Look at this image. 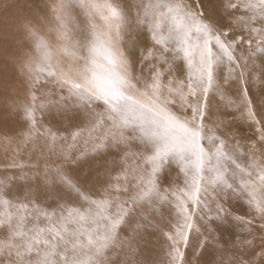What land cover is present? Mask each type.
I'll use <instances>...</instances> for the list:
<instances>
[{
    "label": "snow or ice",
    "instance_id": "1",
    "mask_svg": "<svg viewBox=\"0 0 264 264\" xmlns=\"http://www.w3.org/2000/svg\"><path fill=\"white\" fill-rule=\"evenodd\" d=\"M36 19L43 30L32 19L20 25L28 99L6 107L28 121L23 148L45 137L60 163L21 177L22 198L0 183V264H155L146 250L156 232L166 238L167 264H186L190 236L199 237L197 258L209 244L223 250L230 220L249 235L245 245L259 238L264 246V148L245 152L205 123L209 94L224 99L222 84L238 80L240 98L229 103L262 124L247 77L258 66L253 82L264 84V0H51ZM41 77L54 93L38 94ZM38 110L67 127L40 124ZM110 153L123 163L115 175ZM233 202L252 215L235 214ZM260 257L264 247L237 264Z\"/></svg>",
    "mask_w": 264,
    "mask_h": 264
},
{
    "label": "rangeland",
    "instance_id": "2",
    "mask_svg": "<svg viewBox=\"0 0 264 264\" xmlns=\"http://www.w3.org/2000/svg\"><path fill=\"white\" fill-rule=\"evenodd\" d=\"M211 2L215 3L216 0H211ZM49 38L54 41L55 35H51ZM255 68L256 69H254V67H250L249 76L247 77L248 88L253 101V106L257 112V117L262 120V124L259 126L256 125L244 115V109L242 107L237 110L234 103H229V98H231L232 101H238L240 98L241 84L238 80H230V83L228 82L226 85L222 84V91L225 97L224 99H221L220 93L216 91L209 94L208 114L205 120V123L214 131L228 138L230 144L239 140L241 145L244 146L243 151L245 152H249L253 145H255L257 149L264 148V144L260 141L261 132L257 130L258 128H264V84L253 82L252 75L261 72L260 67L257 66ZM147 69L148 64H145L143 66V75L145 77L149 75ZM135 70L138 74L141 72V66L139 63L135 65ZM180 75L183 77L182 72H180ZM220 78L222 81L223 71L220 73ZM261 79H264V76H261ZM165 80H167V76H165ZM41 86L42 87L39 88L40 92L51 90L54 93L56 91L53 84L47 87L43 85ZM53 98H55V96H53ZM177 110L179 109L177 108ZM37 113L42 115L39 110ZM188 114L190 115V112ZM49 115V113H43V119L45 122L48 120ZM221 121L224 122V125L217 127ZM25 123L29 125L28 122ZM7 124V117H3L2 125H0V183L8 186L10 197L19 195L22 198L23 193H17V188L22 183L21 177L36 175L39 170L44 169L45 164L52 166L60 163V160L58 156L52 158L53 154L50 152L51 145L44 143L45 137L34 135L28 141V147L26 149L23 148V142L21 140V143L17 145V140L19 138L22 139V135L27 133L29 128L26 130H11L8 128ZM62 124L65 127V123ZM52 130L56 131L59 129L53 127ZM41 131H43V128H41ZM18 146H20L19 153L17 152ZM83 147L82 143L78 146L79 149H82ZM79 149L73 150V156L77 154ZM242 159L243 162H248L247 156H244ZM14 162L17 165L23 163L24 168L21 169L20 167H12L11 165ZM81 167H83V165ZM172 176L175 179L176 173L174 172ZM181 180L182 177L176 179V182L180 183ZM36 182L39 183L38 176ZM229 206L237 215L244 216L246 218L252 215L247 206L242 205V203L233 202ZM168 219H170V217H168L167 213H165V222H163L165 224L163 225V223L160 222L162 228L167 229ZM41 223L43 224L44 222L41 221ZM256 223L258 226L259 221H256ZM242 228V225L235 224L230 220L229 231L224 234V240L227 241V243L224 245L223 250L213 244H209L204 248L202 255L198 258L195 257V250L197 248L199 237L193 233L190 236L189 247L185 252L186 264H192L194 258L198 260V264H237V261L241 259L252 260L261 252L262 247L264 246L260 244L259 238L256 239L254 248L245 245L243 242L250 239V237L242 230ZM5 232L6 230L0 229V238L5 235ZM158 233H154L156 236V242L149 246L146 250V254L148 259L150 261H154L155 264H167V253L169 251L168 244L162 233ZM157 236L159 239H157ZM257 264H264V257H260V259L257 260Z\"/></svg>",
    "mask_w": 264,
    "mask_h": 264
},
{
    "label": "bare ground",
    "instance_id": "3",
    "mask_svg": "<svg viewBox=\"0 0 264 264\" xmlns=\"http://www.w3.org/2000/svg\"><path fill=\"white\" fill-rule=\"evenodd\" d=\"M50 3L51 1L48 0H0V125H2V118L7 117V126L11 130H26L29 128V125L25 123L28 121L22 115H12L9 113L6 107L9 103L17 102L18 100H27L28 98L27 87L25 85V76L20 72L18 66V61L23 59V50L19 46L22 31L20 25L24 19H32L33 22L37 23L43 30L44 26L40 21L36 19V17L38 14L44 15L47 11V5ZM5 5H8V7H5ZM48 35L51 36L54 35V33H49ZM25 47H28L27 43H25ZM254 69L256 68L254 67ZM176 76L180 79L183 78L180 75L179 71L176 72ZM44 79V77H41V84L37 86L38 94L40 93L39 88L42 87L41 85L46 87L51 85V83L45 84ZM36 114L37 119L40 121V124L49 126L52 129L53 127H56L57 129H59L56 130L57 132H63L67 127L66 123L64 127L61 121L52 119L50 115L48 117V120H46L45 122L44 119H41V114ZM20 140L22 141L21 138L17 140V145L21 143ZM44 143H46L47 145H51L50 140L46 138L44 140ZM61 144L62 142H57V151H59ZM78 146L77 149H79ZM136 147L137 146L135 144L132 145L133 150H136ZM56 156L57 155L53 154L52 158ZM113 158L114 162H112ZM102 162L103 161L101 160V163ZM95 163V161H90L88 164H84L82 168L84 170H87V168L90 166L94 167ZM131 163L132 159L130 158L129 164ZM122 167L123 163L120 160V157L115 153H110L109 164L106 165V168L111 172V174L115 175L122 169ZM107 181L108 177L106 175L104 179L99 183H107ZM160 222L163 223L165 222V220H162ZM164 224L165 223H163V225ZM157 239H159L158 236Z\"/></svg>",
    "mask_w": 264,
    "mask_h": 264
}]
</instances>
